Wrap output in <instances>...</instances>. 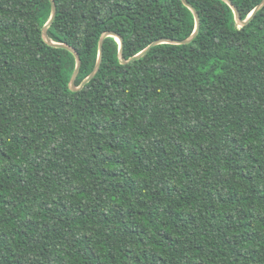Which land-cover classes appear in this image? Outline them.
<instances>
[{"label": "trees", "instance_id": "obj_1", "mask_svg": "<svg viewBox=\"0 0 264 264\" xmlns=\"http://www.w3.org/2000/svg\"><path fill=\"white\" fill-rule=\"evenodd\" d=\"M94 70L196 29L182 0H54ZM201 28L80 91L50 0H0V264H264V7L187 0ZM243 21L263 0H230Z\"/></svg>", "mask_w": 264, "mask_h": 264}, {"label": "water", "instance_id": "obj_2", "mask_svg": "<svg viewBox=\"0 0 264 264\" xmlns=\"http://www.w3.org/2000/svg\"><path fill=\"white\" fill-rule=\"evenodd\" d=\"M183 3L189 7L192 12L194 13L195 19H196V29L195 32L193 33V35L186 39V40H182V41H176V40H168V39H161V40H156L155 42H153L151 45H149L146 49H144L142 52H140L139 54H137L136 56L130 58L129 60H126L124 57V44H123V39L121 36H119L116 33H112V32H106L102 35L100 42H99V56H98V60L96 63V66L94 68V70L92 71V73L82 82V84L78 87L76 85V80L78 77V74L80 72V68L82 65V60L80 57V54L77 52V50L69 45L66 44H61V43H55L52 42L49 38L48 35V31L49 28L51 27V25L53 24V22L56 19L57 16V6L55 4L54 0H50L51 5H52V13H51V17L50 20L47 22V24L44 26L43 28V37L46 40L47 43H49L52 46L55 47H59V48H65L67 50H69L76 58V68L75 71L73 73L71 82H70V88L72 91H80L82 90L86 84H88L99 72L101 65H102V61H103V54H104V42L105 39L107 37H115L118 39V41L120 42V61L122 64H129L132 63L134 61L140 60L141 58L145 57L149 51L160 44H175V45H185V44H189L191 43L196 36L198 35L200 28H201V20H200V16L198 14V12L195 10V8L187 1V0H182ZM227 4L230 5V7L233 9L235 16H236V20L237 22L241 25V26H245L250 20H252L255 15L264 7V0L254 9V11L249 15V17L247 18V20L243 21L240 17L239 11L237 9V7L230 1V0H224Z\"/></svg>", "mask_w": 264, "mask_h": 264}]
</instances>
